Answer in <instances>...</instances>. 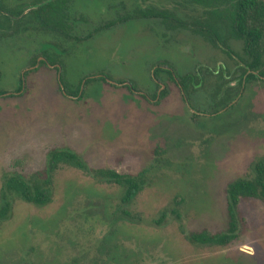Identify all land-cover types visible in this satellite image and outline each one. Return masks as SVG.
Instances as JSON below:
<instances>
[{
    "label": "rangeland",
    "instance_id": "obj_1",
    "mask_svg": "<svg viewBox=\"0 0 264 264\" xmlns=\"http://www.w3.org/2000/svg\"><path fill=\"white\" fill-rule=\"evenodd\" d=\"M40 1L0 0L7 11L25 8L26 13L46 4ZM69 4L71 35L83 41L72 46L71 41L63 43L70 45L61 60L73 90L85 77L99 75L115 82L127 79L147 90L160 62L169 63L181 75L197 66L214 72L221 64L234 73L228 81L239 75L243 44L226 33L220 35L229 48L216 49L193 25L169 30L162 19H128L139 11L164 10L188 24L208 20L203 9L184 0H71ZM33 17H25L24 22L13 18L9 23L23 30L31 27L28 31L0 30V90L9 92L0 97V207L3 177L20 174L34 179L46 170L48 154L55 149L75 152L94 171L150 172L145 191L127 208L130 219L122 214L120 188L61 166L53 178L48 206L12 197L11 216L0 221V264H264L262 201L241 203V234L229 246L198 247L185 235L228 230L227 188L248 176L253 164L264 158V80L245 86L239 96L242 116L216 106L210 110L211 121L192 120V112L171 82L170 93L159 106L130 95L122 86L98 83L85 88V81L84 98L76 102L61 93L57 78L62 69L59 74L51 67L33 71L32 60L42 46L58 42L40 32ZM7 24L0 14V25ZM239 82L233 86L237 88ZM21 84L23 90L16 95ZM215 84L210 83L212 90ZM150 91L154 94L158 88L152 85ZM203 97L202 92L195 100L205 108ZM230 125L245 126L232 136L224 131ZM176 198L183 201L182 219L170 215L157 225Z\"/></svg>",
    "mask_w": 264,
    "mask_h": 264
},
{
    "label": "trees",
    "instance_id": "obj_2",
    "mask_svg": "<svg viewBox=\"0 0 264 264\" xmlns=\"http://www.w3.org/2000/svg\"><path fill=\"white\" fill-rule=\"evenodd\" d=\"M71 0H41L40 4L46 2L43 6L37 10H32L26 18L33 14V18L38 21L39 31L47 35H50L58 40L57 43L44 44L41 49V53L32 60V68L38 65L40 57H44L46 61L40 62V68L33 70L38 73L43 67L50 69V66H60L63 70L61 78H57L61 93L64 97L73 101H81L84 98V92H81L83 81H86L85 88L93 86L98 83H105L104 77L91 78L97 76L85 77L79 88L72 89L69 80L64 75L65 64L61 60L62 56L69 54V46L65 47L63 43H83L82 40L74 38L71 35V26L69 25V15L67 13L68 5ZM189 4H193L203 9L204 14L208 17L205 22L194 21L191 25L197 28V31L205 35L210 43L214 46H218L221 43L226 48H229L227 40L221 38L220 33H226L229 38L243 44V53L245 59L242 56H238L239 59L245 65V73L247 75V82L250 83L252 80H261L257 75L264 78V0H184ZM39 5V4H38ZM34 5V7H38ZM4 5L0 2V13H3ZM10 12V13H9ZM4 17L7 20V26L2 27L0 30L13 31L14 34L22 33V31H28L31 27L15 28L11 26L13 18L20 19L24 15V9L20 12L7 11ZM24 17L23 21H26ZM23 18V17H22ZM130 20L134 19H162L169 30H176L179 28H188L183 20L178 19L174 13H169L164 10H148L140 11L133 16H129ZM30 21V20H29ZM28 22V21H27ZM31 22V21H30ZM10 23V24H9ZM4 24V22L2 23ZM52 49V50H51ZM54 50V51H53ZM50 65V66H48ZM163 66L167 64H159L156 66L154 72L155 76L159 78L161 74H167L170 80L177 84L174 78H178L179 82L184 87V91L188 99L189 90L198 88L202 85V80L193 82V78L190 76H180L175 70L173 73L164 71ZM57 74L60 73L58 67L54 68ZM30 71L26 74L30 75L33 73ZM196 75H198L196 73ZM195 75V76H196ZM0 72V81L2 78ZM109 79H113L110 76H106ZM23 84L16 91L21 93L23 90ZM64 87V91L62 89ZM132 87L135 90H140L136 84L132 83ZM130 92V87H126ZM117 89V88H116ZM9 92L0 90V97L7 95ZM169 94V87L161 95V101ZM132 95V94H131ZM14 96L10 98L13 99ZM146 99V97H144ZM160 101V102H161ZM221 106H217L216 108ZM215 108V109H216ZM229 114V113H227ZM194 121L198 122L202 117H196ZM218 119V118H217ZM230 126L225 128L224 131H231ZM220 131L218 134H221ZM222 135V134H221ZM155 158L158 161L160 152H157ZM159 164L161 163L158 161ZM61 166H70L72 168L82 170L94 178L102 180V182L116 186L121 189V208L122 214L127 218H132L127 208L131 207L137 198L143 194L148 185V174L149 169H145L137 175H123L114 170H97L90 169L84 162V160L75 152L63 148L52 150L48 154L47 168L44 172L34 177V179L27 178L20 174L5 175L3 177V184L1 189L2 206L0 207V221H6L10 218L13 209L12 197H17L22 201L35 205L37 207H46L52 202L53 197V178ZM153 167V166H152ZM251 173L246 176L235 180L227 188L228 198V216H229V228L226 232L220 234H211L209 232L202 233H186L187 240L198 247H226L235 242L240 234L243 224V218L240 214L239 207L243 201L246 200H258L264 202V158L255 162L252 166ZM151 170V168H150ZM183 205V201L176 198L174 207L169 210L163 211L161 218L157 221V225L162 226L166 219L172 215L175 218L181 220L182 216L180 208ZM169 212V213H168Z\"/></svg>",
    "mask_w": 264,
    "mask_h": 264
},
{
    "label": "flooded vegetation",
    "instance_id": "obj_3",
    "mask_svg": "<svg viewBox=\"0 0 264 264\" xmlns=\"http://www.w3.org/2000/svg\"><path fill=\"white\" fill-rule=\"evenodd\" d=\"M70 3H71V1H70ZM69 5H68V9H69ZM30 12L26 13L25 8H24V15L22 17L24 18L25 16L29 15ZM67 13H68V10H67ZM0 14H2L4 16L6 13L4 11L3 13H0ZM22 17L20 19H22ZM1 23H3V21ZM69 23H70V20H69ZM188 25L191 26V23ZM188 25H187V27H190ZM71 28H72V26H71ZM71 31H72V29H71ZM212 46L216 49L217 48L220 49L222 44L219 43L217 47L214 45H212ZM186 51L188 52L189 48H187ZM242 58L245 59V56H242ZM44 61H46V59L44 57H40L38 60V65L40 62H44ZM239 62L241 63V65L237 67L239 69V75H238V77L234 78L231 81H228V80L230 77L233 76L234 73L229 74V71L226 69V66L223 64L219 65L214 72H212L209 68H202L200 66H197L195 68V70L190 71L187 74H182V75L179 74L177 72V70L167 62H160V63L156 64V66H158L159 64H167V66H163L164 71L173 73V70H175L180 76L192 77L194 80L193 82H195L197 80H202L203 82H202L201 86H199L198 88L189 90V97H190V100H189L187 95H186V92L184 91L183 85L181 84V82H179L178 78L174 74V78H175V81L177 83V84H175V86L179 90L181 96L183 97L184 102L187 104L188 109H190V112H192L191 119L195 120V119H197L196 117L198 116L199 118L202 117V119H204V120L211 121L210 119L213 118V115H211L210 110H212V108L215 109L216 106H223L224 110L226 112H228L229 114L237 113V114H235V116L236 115L242 116V110H243L244 106L240 102L242 100V97L239 98V96H243L244 91H245V86L248 84V82H247V75L245 73V65L241 60ZM48 66H50V65H48ZM156 66H154L152 77H151V79H153V80H151L152 85H154L155 87L158 88V91L154 94H152V92L150 91V88L152 87V85H151V87H148L147 90H145L136 84V86L140 89L138 91L132 87L133 82H129V81H127V79L123 80L122 82H115L113 79H109L105 75H99L97 77H91V78L104 77V78H106L105 79L106 83L111 84L112 86H115V87L122 86L124 89H126L125 87L127 85V87H130V92H131L132 96H134V97L139 96L140 98H142L147 103L153 104V105L156 104V106H159L160 104L163 103V101L169 95L168 94L164 98V100L161 101L162 93L164 92V90H167V88L169 87V85H168L169 82H171V83H173V82L170 80V77L167 74H161L159 76V78L156 77L154 74L155 70L157 69ZM36 67H34L32 69L35 70ZM50 67L51 68L58 67L59 70H61L60 66H50ZM196 73L198 75H196ZM60 76H61V74H60ZM60 76H59V78H61ZM257 77H259L261 80H264V78H262L259 75H257ZM237 80L240 82H239L238 87L236 88L233 86V83L235 81L237 82ZM255 81H256V79H255ZM211 82L216 83L214 90H212V87H210ZM85 83H86V81H85ZM202 92L204 93L203 104H206L205 108L197 105L198 102H197V100H195V97L199 96V94H201ZM169 93H170V91H169ZM18 94H21V93L16 92V95H18ZM144 97H146V99H144ZM70 98L74 99L73 97H70ZM193 99H194V101H193ZM213 123L214 122L212 121V124ZM221 125L224 126V123H222ZM215 126L218 127V125H215ZM244 126L241 127L239 125V128L242 129ZM230 127H232L231 131H229L230 135L235 136V135L239 134V128L238 127H235L233 125H230ZM240 133H242V132H240Z\"/></svg>",
    "mask_w": 264,
    "mask_h": 264
},
{
    "label": "water",
    "instance_id": "obj_4",
    "mask_svg": "<svg viewBox=\"0 0 264 264\" xmlns=\"http://www.w3.org/2000/svg\"><path fill=\"white\" fill-rule=\"evenodd\" d=\"M61 77V76H60ZM63 91L65 90L64 87H62Z\"/></svg>",
    "mask_w": 264,
    "mask_h": 264
}]
</instances>
